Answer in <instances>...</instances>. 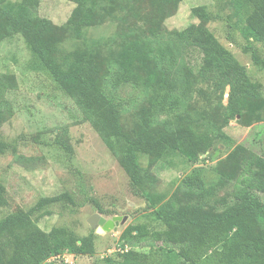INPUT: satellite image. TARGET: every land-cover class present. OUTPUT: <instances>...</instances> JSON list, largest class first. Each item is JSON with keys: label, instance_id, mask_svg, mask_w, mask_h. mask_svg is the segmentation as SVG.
I'll return each instance as SVG.
<instances>
[{"label": "rangeland", "instance_id": "1", "mask_svg": "<svg viewBox=\"0 0 264 264\" xmlns=\"http://www.w3.org/2000/svg\"><path fill=\"white\" fill-rule=\"evenodd\" d=\"M259 2L39 0L30 7L27 0H0V221L30 210L40 198L67 193L73 205L62 200L34 212L32 225L17 235L63 227L77 238L92 235L95 245L93 256L63 251L42 264H120L125 251L163 262L176 248L154 237L166 229L160 211L222 214L239 196L264 204V174L256 165L264 159V68L251 59L253 49L264 61V42L241 32ZM195 6H203L209 19L194 17ZM24 11L32 23L49 22L43 39L56 47L52 58L60 70L71 68L73 58L65 57L74 52L92 62V83L116 105L123 132L134 138L144 129L155 139L188 127L209 137L210 149L193 162L175 152L159 159L139 153L140 183L133 191L121 165L125 143L107 136L93 113L65 93L2 16ZM191 26L206 30L228 56H206L201 46L193 47L186 35ZM186 67L191 93L172 113L158 111L166 80L175 83L171 98L181 97ZM126 74L136 75L138 85L115 84ZM241 85L253 89L245 92ZM233 87L237 103L230 107ZM194 171H200L201 188L183 182ZM93 214L121 219L115 230L96 233L87 223ZM140 225L148 237L136 242L126 232ZM12 242L10 235L0 237V264Z\"/></svg>", "mask_w": 264, "mask_h": 264}, {"label": "trees", "instance_id": "2", "mask_svg": "<svg viewBox=\"0 0 264 264\" xmlns=\"http://www.w3.org/2000/svg\"><path fill=\"white\" fill-rule=\"evenodd\" d=\"M171 1L177 2V5L180 2V0ZM246 1L255 3V0ZM27 3L30 7H35L38 6L39 0H27ZM191 13L200 20L209 19L210 16L203 6L193 7ZM2 16L13 28L23 34L30 52L61 85L65 93L78 98L79 103L93 113L107 136L125 143L126 149L121 165L133 191L138 192L136 189L140 183L137 163L139 153L159 159L169 152H175L187 161L193 162L210 149L211 139L205 135H195L188 127H178L169 132L159 133L155 139L148 137L144 129L136 137H130L119 126L116 105L94 87L92 80L97 71L89 59H85L82 53H71L65 58H73L74 64L69 70L62 71L52 58L56 47L43 39L49 29L47 20L40 19L32 23L27 18V11L23 14L4 12ZM241 32L256 41L264 42V0L256 4L253 11L246 16ZM186 35L193 47L198 45L203 48L206 56L210 53L227 56L229 54L219 47L204 29L191 26L186 30ZM251 59L254 65L264 68V61L253 49ZM232 67L239 70L243 68L236 62ZM184 72L185 86L181 97L171 98L175 91V83L166 80L164 91L156 101L158 111L172 113L180 105L181 98L189 96L192 89L191 71L186 67ZM122 83L138 85V77L133 74L121 75L116 79L115 84ZM241 88L245 92L253 89L250 85H241ZM236 91L237 88L233 87L229 93L230 107L237 103ZM177 118L180 119V116ZM147 125L148 121L145 119V126ZM108 146L111 144L108 143ZM3 147H5L4 143L0 142L1 153ZM256 165L264 174V159L258 158ZM199 175L200 171H194L184 178V184L190 188H201L203 181ZM62 200L73 205L67 193L43 197L30 210L26 212L17 210L0 221V237L4 234L13 237L11 252L4 258L3 264H42L63 251L74 256L95 254L92 235L77 238L63 227L51 229L49 232L33 228L24 236L17 235L19 229L32 225L31 215L34 212ZM4 204L0 197V206ZM158 215L166 229L154 234V237L157 240L162 238L166 244L175 247L176 250L173 248L167 250L165 261L159 263L149 261V257L144 254L125 251L121 254L120 264H264V204L257 200L239 196L236 204L228 207L222 214L205 215L196 210H173L160 211ZM253 226L255 229L252 228ZM126 233L130 235L134 233L131 236L136 242L148 237V232L142 225L127 230ZM0 255H4L3 249H0Z\"/></svg>", "mask_w": 264, "mask_h": 264}, {"label": "water", "instance_id": "3", "mask_svg": "<svg viewBox=\"0 0 264 264\" xmlns=\"http://www.w3.org/2000/svg\"><path fill=\"white\" fill-rule=\"evenodd\" d=\"M120 219L121 217L114 216L110 220H106L99 214H93L88 218L87 223L91 228L95 229L96 233H103L110 230H115Z\"/></svg>", "mask_w": 264, "mask_h": 264}]
</instances>
